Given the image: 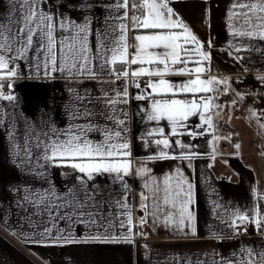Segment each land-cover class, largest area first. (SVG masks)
I'll use <instances>...</instances> for the list:
<instances>
[{
    "label": "snow or ice",
    "instance_id": "snow-or-ice-1",
    "mask_svg": "<svg viewBox=\"0 0 264 264\" xmlns=\"http://www.w3.org/2000/svg\"><path fill=\"white\" fill-rule=\"evenodd\" d=\"M48 2L7 0V12L0 16V101L15 104L12 81L18 79L64 78L79 84L87 80L99 88L95 91L85 88L82 93L69 89L72 102L64 106L63 114L67 117L64 124L58 123L55 116L41 118L39 124L26 119L23 129L18 130L15 121H6L0 111V128L5 129L0 133V141L6 136L11 145L6 161H10L14 172L26 177L22 183L17 178L15 183L0 187V201L5 198L14 201L21 214L19 219L27 221L41 237L33 240L31 235H25V239L32 243L51 241V245L44 246L90 241L131 244L134 236H144L143 232L133 233V228L142 227L149 218L154 225L161 224L185 236H197L195 214L190 210L194 203L192 185L179 169L175 176L166 175L160 181L148 175L145 166L151 160L177 159L167 151L174 146L182 150L178 157L181 160H191L197 154H183L190 146L180 140L170 144L164 127H159L138 137L146 149L155 145L156 152L143 162L131 160L127 112L121 105L130 103L129 86L140 89L138 77H159L147 80L146 90L131 95L132 100L148 101L137 113L142 114V123L159 125L167 121L172 135H183L177 133V126L186 128L185 122L190 117L199 116L202 123L211 127L210 118L200 111L202 107H210L211 98L197 99V95L209 91V85L227 83L201 78L207 71L204 61L211 59L204 48H211L212 42L201 44L182 14L171 6L173 0H112L103 5L107 13L103 24L95 26L94 17L87 14L90 4L58 5L80 12L78 18H73L62 11L59 14L47 11L42 5ZM227 19L234 40L264 42V0H231ZM243 47L233 44L232 51L240 52ZM244 50L264 53V45L257 43ZM193 52L199 59L192 58ZM233 58L241 59L235 55ZM21 62L27 65V74L22 71ZM134 65L139 67L133 68ZM170 75L195 78L172 82L165 78ZM258 79L264 82V76ZM6 80L8 94L2 91ZM121 80L123 84L118 83ZM180 95H191L192 99L175 98ZM155 134L165 138H146ZM132 175L144 181L138 208L145 215L138 218V225L133 224L129 202L132 189L126 179ZM37 180L39 186L33 184ZM115 185L120 186L118 193L108 190ZM219 208L214 202L213 215L231 230V236L240 235L241 228L246 234L248 225H255L257 235L264 233V209L258 206L247 211L225 209L223 215ZM116 221L125 232L113 231ZM61 223L63 227L59 226ZM79 225L89 229L83 237L75 235ZM213 256L210 264H264V246L256 248L241 242L229 256L220 253ZM195 264L209 262L197 259Z\"/></svg>",
    "mask_w": 264,
    "mask_h": 264
},
{
    "label": "crops",
    "instance_id": "crops-1",
    "mask_svg": "<svg viewBox=\"0 0 264 264\" xmlns=\"http://www.w3.org/2000/svg\"><path fill=\"white\" fill-rule=\"evenodd\" d=\"M110 2L112 0H49L42 7L55 14L62 11L65 14H71L73 18H78L80 12L74 10L73 7L59 8L58 5L90 4L92 7L87 14L94 17L95 26L103 24L107 15L103 5ZM230 3L231 0H173L171 6L182 14L184 21L193 29L202 45H206L209 41L212 42L211 48H204L210 54L211 59L204 61L203 66L207 71L202 74L201 78L207 80L224 77L233 80L238 85L246 77L264 75V53L244 50L249 45L257 43L264 45V42L233 39L228 29L227 19ZM8 7L7 0L0 3V16L7 12ZM129 15L131 16V12ZM129 35L131 36V33ZM233 44L244 47L240 52H233ZM234 55L241 59L235 60ZM192 58L199 59L195 52L192 53ZM21 64H23L22 71L27 74V65L24 62ZM119 67L117 65V68ZM189 67L194 68L196 64H189ZM165 78L172 82H182L195 77L170 75ZM104 79H109V77H104ZM137 79L141 86L142 80H157L159 77L144 76ZM12 82L15 85L13 91L17 100L14 105L9 101H0V111L4 112L6 121H15L18 130L23 129L26 119L28 122L39 124L41 118L51 119L55 116L58 123L64 124L67 120L63 114L64 106L72 102V93L69 89H78L82 93L85 88L93 91L99 88V85L93 81L86 80L83 84H79L64 78L45 81L18 79ZM8 83L9 81H4L5 87L2 90L6 94L9 92ZM118 83L123 84L124 81L121 80ZM245 86L247 88L240 87V93L243 91L245 101V118L242 119L235 114V112L242 111L243 107L238 101L229 100L228 103H224L220 99L215 105L211 99L209 108L200 109L205 116L210 118L211 127L202 123L199 116H192L185 122L186 128L177 126V133H184L183 135H172V128L167 121H161L159 125L156 122L148 125L142 123V114L137 113L141 105L147 106L148 101L132 100L131 95L140 90H146L147 87L141 86L137 89L129 86L130 103L121 105L127 112L128 132L126 135L131 145V160L143 162L145 157L156 152L155 145L146 149L138 137L141 133L159 127H164L170 144L180 140L190 146L183 150V154H197L191 160H181L178 157L182 154V150L179 146H174L167 151L177 159H156L147 161L145 165L149 169L148 175L160 181L166 175L175 176L179 169L187 183L192 185L194 203L190 205V210L195 214L197 236H185L161 224L154 225L149 218V222L142 227L133 228V233L143 232L144 236H134V243L131 244L90 241L66 244L62 247L44 246L45 244L51 245V241L32 243L25 239V235H31L33 240H41V237L35 234L27 221L19 219L21 214L15 208L14 201L11 198H5L0 201V229L21 243L25 249L18 247L0 233V264H180L181 260L183 264H188L189 261L195 264L197 259H205L210 264L214 253L227 257L238 249L241 242L256 248L264 246V233L257 235L255 225H248L246 234L241 228V234L233 237L230 234L231 230L213 215L214 202L220 205L218 211L223 215H226L225 209L233 211L239 208L241 211H247L257 206L264 209V189L260 188L264 182V168L261 164L264 159V118L259 115L264 113V105L252 97L253 91L257 88H254V85ZM200 97L211 98L209 91L199 93L197 99ZM175 98L192 99L191 95H180ZM249 108H253L254 112ZM214 123L220 129L224 126L228 128V137L221 135L220 131L214 134ZM4 131V128H0V133ZM192 132L197 135H190ZM146 138L155 140L165 137L155 134ZM236 145L239 147L237 148ZM10 149L11 145L5 136L0 141V187L15 183L17 178L22 183L26 178L25 175L14 172L10 167V161H6V156L11 154ZM239 170L243 173L239 174ZM27 179L32 181L30 176ZM126 179L132 189L129 202L132 205L133 224L138 225V218L145 215L144 211L138 208L139 192L143 190L144 181L135 175L126 177ZM101 183L103 184L104 181L101 180ZM175 183L174 180L173 184ZM33 184L39 186L40 181H33ZM243 185L248 190L244 196L239 197L225 192L221 197L222 187L235 189ZM108 190L118 193L120 186L115 185ZM236 202H240V206ZM116 224L114 232L126 231V229L119 228V221H116ZM59 226L64 225L61 223ZM88 232L89 229L83 225L75 228L77 237H83ZM212 233H216L217 236L213 237Z\"/></svg>",
    "mask_w": 264,
    "mask_h": 264
},
{
    "label": "rangeland",
    "instance_id": "rangeland-1",
    "mask_svg": "<svg viewBox=\"0 0 264 264\" xmlns=\"http://www.w3.org/2000/svg\"><path fill=\"white\" fill-rule=\"evenodd\" d=\"M262 75H258V76H254V77H246L244 78L243 82L241 81L238 85L235 84V82L231 79L228 78H211L217 81H227V83H214L212 85H210L209 87V93L211 96V99L213 101V103H216L221 99L224 103H228L229 100H236L239 103L242 104V111L240 112H235L236 115H238L240 118H245V112H246V108H245V101L243 99V91L240 93V87L242 88H247L245 85H254V88H257L256 90L253 91L252 93V97L253 99L257 100L258 102H260L262 105H264V82H261L258 78L261 77ZM264 76V75H263ZM242 79V78H241ZM239 86V87H238ZM246 91V90H245ZM221 96V98H220ZM248 109V108H247ZM252 109V111L254 112L253 108H249V110ZM264 118V113L259 114ZM264 126V125H263ZM210 129V128H209ZM221 132V135L228 137V128L221 127V129L214 123V134H216L215 132ZM233 151V150H232ZM261 164L264 168V159L261 161ZM243 173L242 170H239V174ZM260 188L264 189V182H262ZM247 189L246 186L243 185L241 187H237L235 189L232 188H221V197L224 195L225 192L227 193H231V194H235L239 197L244 196L247 193ZM236 204H238L240 206V202H236ZM223 205V203H222Z\"/></svg>",
    "mask_w": 264,
    "mask_h": 264
},
{
    "label": "built area",
    "instance_id": "built-area-1",
    "mask_svg": "<svg viewBox=\"0 0 264 264\" xmlns=\"http://www.w3.org/2000/svg\"><path fill=\"white\" fill-rule=\"evenodd\" d=\"M141 86L143 87V88H146L147 87V85H146V81H141ZM4 94H6V92H3ZM0 233H2L4 236H6L8 239H10L15 245H17L18 247H20V248H22V249H25V247L21 244V243H19V242H17L16 240H14L12 237H10L6 232H4L2 229H0Z\"/></svg>",
    "mask_w": 264,
    "mask_h": 264
}]
</instances>
